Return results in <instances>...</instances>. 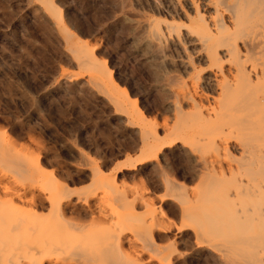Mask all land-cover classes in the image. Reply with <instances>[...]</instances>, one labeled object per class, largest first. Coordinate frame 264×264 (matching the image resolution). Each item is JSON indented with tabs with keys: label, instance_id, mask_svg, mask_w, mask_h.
<instances>
[{
	"label": "rangeland",
	"instance_id": "374dc122",
	"mask_svg": "<svg viewBox=\"0 0 264 264\" xmlns=\"http://www.w3.org/2000/svg\"><path fill=\"white\" fill-rule=\"evenodd\" d=\"M203 1L52 0L59 19L40 0H0V216H34L26 200L29 192H51V186L35 176L36 180L30 179L32 175L28 179L13 172L4 157L14 158L32 173L39 169L38 164L44 171H52L69 187L73 199L92 195L91 170L97 164L110 176L114 171L115 185L113 193L108 187L104 188L107 194L97 188L102 196L96 194L95 202L105 211L120 212L124 201L137 197V215L151 214L159 220L147 232L155 246L166 245L170 264H237L212 256L195 239L193 222L188 226L189 219L180 216L181 207L191 202L185 199L190 200L191 190L199 184L198 175L186 171L185 165L196 157L189 146L178 141L159 148L156 157L124 164L140 155L142 142L150 141L143 126L159 136L163 123L171 122V90L186 86L202 92L203 76L217 75L219 85L204 92L213 102L227 84L228 77L220 74L219 67L227 69L233 63L234 57L227 52L233 43L232 28H215L211 21L214 6H202ZM154 30L160 34V43ZM66 39L93 47L94 57L105 64L116 89L126 91L129 101L124 100L123 108L127 113L116 110L103 93L86 83L89 73L80 69ZM217 43L219 47H215ZM210 44L220 60L207 52ZM207 105L204 102L202 109ZM182 106L189 111L187 104ZM159 167L185 186V199L180 191L177 198L165 196ZM37 210V216H58L55 202L49 211ZM13 221L21 220L16 217ZM141 234L147 237L146 231ZM134 244L144 261L146 246L139 238ZM144 262L161 264L155 259Z\"/></svg>",
	"mask_w": 264,
	"mask_h": 264
},
{
	"label": "bare ground",
	"instance_id": "6f19581e",
	"mask_svg": "<svg viewBox=\"0 0 264 264\" xmlns=\"http://www.w3.org/2000/svg\"><path fill=\"white\" fill-rule=\"evenodd\" d=\"M40 2L51 14L61 18L52 0ZM211 5L214 6L212 25L218 30L228 25L232 28L230 37L233 43L227 52L234 57L233 63L230 60L232 65L227 69L219 64L220 74L228 77V81L224 80L227 84L222 83L224 86H220L219 97L213 102L204 92L213 91L219 85L217 75L203 76L202 92L186 86L179 91L171 90V122L163 123L159 136L143 126L142 131L145 136L150 135V141L142 142L140 155L124 164L156 157L159 148L171 147L178 141L189 146L196 157L185 167L187 172L198 175V188L191 190L190 200L185 199L188 196L184 192L185 186L171 179L165 169L159 167L157 171L165 184V196L173 198L179 191L180 195L184 192V199L191 202L181 207V218L189 219L188 226L193 222L195 239L201 241V245H205L220 262L264 264V0H204L202 3V6ZM154 31L158 38L160 34ZM200 38L203 41L202 28ZM65 44L80 69L89 73L86 83L103 93L116 110L127 113L123 108L124 100L129 101L126 91L116 89L105 64L94 57L93 47L81 40L70 42L66 39ZM207 52L215 55L216 61L220 58L216 59L217 49L213 45ZM204 102L208 105L202 109ZM182 104H187L189 111L184 110ZM11 158L4 157L7 159L5 163L13 166V172L28 179L29 175H32L30 179L35 176L51 186V192L48 195L29 192L26 200L34 216H0V264H31L35 261L37 264H146L144 261L151 259L161 264L169 263L170 251L166 245L162 249L155 246L150 232H147L159 220L151 214L137 215L139 213L134 209L137 197L124 201L126 204L120 212L112 208L105 211L95 202L94 197L99 195L97 188L103 189L105 194L108 190L104 188L107 187L114 192V171L110 176L94 164L91 170L95 186L92 195L73 199L69 187L62 184L52 171L46 172L38 164L39 169L32 173ZM12 193L16 197L17 192ZM53 200L58 216L35 215L34 209H52ZM16 217L21 221L14 222ZM141 231H146L147 237H142ZM23 234V239H18ZM135 238L143 241L147 248L144 261L134 249ZM124 243L130 249L124 248Z\"/></svg>",
	"mask_w": 264,
	"mask_h": 264
}]
</instances>
